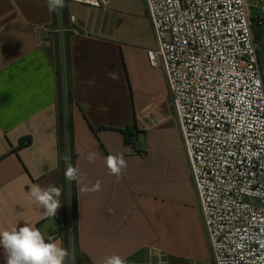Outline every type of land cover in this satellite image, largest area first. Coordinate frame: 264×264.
<instances>
[{
    "label": "crops",
    "instance_id": "crops-1",
    "mask_svg": "<svg viewBox=\"0 0 264 264\" xmlns=\"http://www.w3.org/2000/svg\"><path fill=\"white\" fill-rule=\"evenodd\" d=\"M246 1L252 7L256 0ZM65 4V26L73 21L85 34L65 35L70 153L80 177L78 252L84 264H104L112 255L143 264L144 254L155 251L171 263L183 261L207 233L166 75L148 61L156 43L147 8L142 30L134 33L120 32L107 6ZM250 16L253 31L260 12L251 8ZM42 25L50 28V48L39 44L35 30ZM258 27L264 44V22ZM56 32L46 0H0V231L26 224L67 249ZM253 38L259 60L254 31ZM89 152L96 153L94 162ZM117 154L127 162L119 178L105 163ZM35 185L62 189L55 217L29 202ZM0 264H6L2 246Z\"/></svg>",
    "mask_w": 264,
    "mask_h": 264
},
{
    "label": "built area",
    "instance_id": "built-area-1",
    "mask_svg": "<svg viewBox=\"0 0 264 264\" xmlns=\"http://www.w3.org/2000/svg\"><path fill=\"white\" fill-rule=\"evenodd\" d=\"M65 2L108 5L107 0ZM145 2L156 43L147 51L148 61L166 75L214 264H264V80L250 16L251 8L258 10L257 24H263L264 0L252 7L246 0ZM63 16L64 9L62 16L55 13L66 63V33L85 34L73 21L66 27ZM35 32L39 44L50 48V28L42 25ZM65 129V154H70L68 117ZM66 214L71 236V200ZM153 257L154 264H164L160 252Z\"/></svg>",
    "mask_w": 264,
    "mask_h": 264
},
{
    "label": "clouds",
    "instance_id": "clouds-1",
    "mask_svg": "<svg viewBox=\"0 0 264 264\" xmlns=\"http://www.w3.org/2000/svg\"><path fill=\"white\" fill-rule=\"evenodd\" d=\"M50 12L62 16V11L66 7L65 0H46ZM112 79H117L114 73H110ZM96 153L89 152L87 159L94 162ZM66 164L65 180L71 184L79 180V170L71 163V155L65 154ZM110 174L122 175L123 169L127 167V162L122 154L108 155L105 160ZM62 189L49 185L42 187L35 185L28 195L29 202L38 204L43 209L42 215L45 217H55L58 208L61 207L59 197ZM0 246L4 249L6 264H66L70 258L74 261V251L70 252L61 245L51 242V238L46 242L44 235L35 227L23 225L9 230L0 231ZM104 264H127L119 255L108 257Z\"/></svg>",
    "mask_w": 264,
    "mask_h": 264
},
{
    "label": "rangeland",
    "instance_id": "rangeland-1",
    "mask_svg": "<svg viewBox=\"0 0 264 264\" xmlns=\"http://www.w3.org/2000/svg\"><path fill=\"white\" fill-rule=\"evenodd\" d=\"M112 4L107 6L108 10L110 11V14L113 15L114 19L119 23V30L122 31H129V29H134V33L140 32L142 30V21L145 20V11H146V2L145 0H111ZM73 8L77 7V5H72ZM79 6V5H78ZM252 17L256 16V11L252 10ZM253 31L257 38V43L259 44V68L261 76L264 80V44L260 43V37L261 32L258 27L257 22L253 23ZM132 33V32H131ZM128 35V34H127ZM58 62H59V72L61 76V86H62V93L63 88H67L68 90V58H66V63L64 60V57L62 56L61 52H59L58 49ZM66 90V91H67ZM69 92V90H68ZM64 101L61 103V117L62 122H66V118L68 117L69 108L65 107ZM69 105V104H68ZM70 106V105H69ZM68 112V113H67ZM64 201L65 206L64 208L68 207V203L70 200H72V188L71 184L67 183L64 191ZM64 232L66 235V248L70 251H74V261L72 259H68V264H76V258H77V246L75 242V231H73V234L71 236L68 233V227L67 225H64ZM206 234V232H205ZM71 240H70V238ZM143 258V264H154L155 258L153 257V254L147 253L144 254ZM185 260L183 261H171L168 258H163L164 264H191L194 261H198L202 264H214L212 253L210 250V246L208 243L207 235H206V242L204 245H202L200 248L193 252H188L187 255H185Z\"/></svg>",
    "mask_w": 264,
    "mask_h": 264
},
{
    "label": "trees",
    "instance_id": "trees-1",
    "mask_svg": "<svg viewBox=\"0 0 264 264\" xmlns=\"http://www.w3.org/2000/svg\"><path fill=\"white\" fill-rule=\"evenodd\" d=\"M59 78L61 79V76L60 74H58ZM59 90H60V104L62 103L63 101V94H62V86H61V80H60V83H59ZM68 99H69V102H71V94H70V91L68 92ZM130 129H126L124 131H122V133L124 135H127V132L129 131ZM65 155V148H64V145L62 143V156H61V160H60V166H61V187L63 189V191H65V187H66V184H67V181L65 180V170H66V164L64 162V157ZM71 155V163L72 165L75 167V156L74 154L71 152L70 153ZM71 188H72V200H71V209H72V214H73V220H74V231H75V241H76V246L78 245V228H77V218H76V214H77V195H76V181H73L71 183ZM66 208H64V224H63V227L64 225H67V214H66ZM77 252H78V249H77ZM76 264H84V261H83V257L79 254V252L77 253V258H76Z\"/></svg>",
    "mask_w": 264,
    "mask_h": 264
},
{
    "label": "water",
    "instance_id": "water-1",
    "mask_svg": "<svg viewBox=\"0 0 264 264\" xmlns=\"http://www.w3.org/2000/svg\"><path fill=\"white\" fill-rule=\"evenodd\" d=\"M104 1H106V0H104Z\"/></svg>",
    "mask_w": 264,
    "mask_h": 264
}]
</instances>
